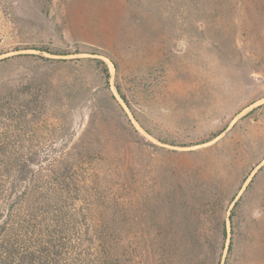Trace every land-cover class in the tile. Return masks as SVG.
<instances>
[{
	"label": "rangeland",
	"instance_id": "1",
	"mask_svg": "<svg viewBox=\"0 0 264 264\" xmlns=\"http://www.w3.org/2000/svg\"><path fill=\"white\" fill-rule=\"evenodd\" d=\"M79 156L77 220L264 264V0H0V160L65 190Z\"/></svg>",
	"mask_w": 264,
	"mask_h": 264
},
{
	"label": "trees",
	"instance_id": "2",
	"mask_svg": "<svg viewBox=\"0 0 264 264\" xmlns=\"http://www.w3.org/2000/svg\"><path fill=\"white\" fill-rule=\"evenodd\" d=\"M104 72L108 78V69L105 68ZM120 96L124 100L125 97L121 93ZM8 158L0 160V264H176L183 259L178 260L181 255L186 257L185 264L194 261L192 255L185 251V238H172L175 239V242L172 241V246L177 241L180 243V247L177 243L175 249L178 254L169 250L172 246L166 243V239L161 244L159 240L163 235L159 240L155 237L156 239L150 244L146 240L147 245H144L140 252L135 236H130L129 241L124 237H117L115 223L93 225L85 222L84 217L77 220L74 207L64 197L81 191L80 187L75 185L78 177L82 175L77 173L76 166L79 168L84 166V170L93 168L94 173L98 174L101 173L99 170L103 172L100 166H92L94 161H85L83 156H79L73 159L71 164L67 163L60 177L54 178L56 182L59 179L60 182L66 181L64 179L66 178L69 180L66 181V185L73 184L63 190L64 188L58 189L52 185V180L48 182L50 185L45 183L42 187L37 186L30 181V178H34L37 173H31L28 159L19 157L16 160H9ZM52 163L49 162L47 166L51 179L55 174ZM66 193L69 194L65 195ZM87 194L88 199L83 197L87 203L85 207H81V212L83 209L91 212L90 204L94 199L102 200L101 204L107 200L104 192L98 189L90 188L84 191V195ZM106 209L107 204L100 211L106 212ZM232 215L231 209L228 216L231 227H233ZM112 220L114 219H110ZM221 224L222 232L226 234L224 219ZM220 257L221 253L218 254L217 259ZM217 263L219 264L218 261Z\"/></svg>",
	"mask_w": 264,
	"mask_h": 264
}]
</instances>
